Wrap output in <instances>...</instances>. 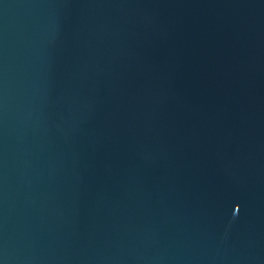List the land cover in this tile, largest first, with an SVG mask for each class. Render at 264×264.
<instances>
[{
    "label": "water",
    "instance_id": "water-1",
    "mask_svg": "<svg viewBox=\"0 0 264 264\" xmlns=\"http://www.w3.org/2000/svg\"><path fill=\"white\" fill-rule=\"evenodd\" d=\"M0 264H264V0H0Z\"/></svg>",
    "mask_w": 264,
    "mask_h": 264
}]
</instances>
